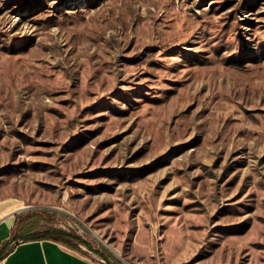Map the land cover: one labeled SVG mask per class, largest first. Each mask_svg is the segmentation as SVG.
Returning a JSON list of instances; mask_svg holds the SVG:
<instances>
[{
	"label": "rangeland",
	"instance_id": "rangeland-1",
	"mask_svg": "<svg viewBox=\"0 0 264 264\" xmlns=\"http://www.w3.org/2000/svg\"><path fill=\"white\" fill-rule=\"evenodd\" d=\"M0 201L110 264H264V0H0Z\"/></svg>",
	"mask_w": 264,
	"mask_h": 264
},
{
	"label": "crops",
	"instance_id": "crops-1",
	"mask_svg": "<svg viewBox=\"0 0 264 264\" xmlns=\"http://www.w3.org/2000/svg\"><path fill=\"white\" fill-rule=\"evenodd\" d=\"M19 209L0 201V249L10 241L0 256V264H106L101 258L87 255L78 249L52 239H23L15 235V214ZM17 239L11 240L13 237Z\"/></svg>",
	"mask_w": 264,
	"mask_h": 264
},
{
	"label": "trees",
	"instance_id": "trees-1",
	"mask_svg": "<svg viewBox=\"0 0 264 264\" xmlns=\"http://www.w3.org/2000/svg\"><path fill=\"white\" fill-rule=\"evenodd\" d=\"M23 239H40V238H52L58 241H61L65 244H67L68 246L77 249V244H83L87 247H91L85 240H83L81 237L70 233V232H66L64 230L61 229H57V228H51L48 229L45 232H41L37 235H23L21 236ZM17 239V237H13L11 240ZM10 241L6 242L2 248L0 249V256L2 255V253H4V251L7 249L8 245H9ZM106 264H110L107 261H105Z\"/></svg>",
	"mask_w": 264,
	"mask_h": 264
},
{
	"label": "built area",
	"instance_id": "built-area-1",
	"mask_svg": "<svg viewBox=\"0 0 264 264\" xmlns=\"http://www.w3.org/2000/svg\"><path fill=\"white\" fill-rule=\"evenodd\" d=\"M102 262H104V260H102Z\"/></svg>",
	"mask_w": 264,
	"mask_h": 264
}]
</instances>
